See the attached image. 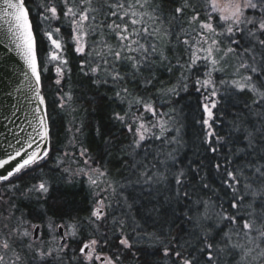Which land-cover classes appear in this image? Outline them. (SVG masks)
Segmentation results:
<instances>
[{
    "label": "snow or ice",
    "instance_id": "snow-or-ice-1",
    "mask_svg": "<svg viewBox=\"0 0 264 264\" xmlns=\"http://www.w3.org/2000/svg\"><path fill=\"white\" fill-rule=\"evenodd\" d=\"M32 4L33 0H0L4 34L27 68L24 80L37 102L33 120L28 121L32 131L23 140L17 138L20 147L9 145L12 152L5 150L7 159H0V169L16 161L6 174H0V187L11 193L0 194V264H63L71 247L68 238L80 232L79 220L68 225L49 221L50 231L65 229L60 236L64 243L53 246L41 239L39 225L31 224L29 230L25 213L16 216L20 197L31 203L46 202L51 195L50 181L43 176L30 186L17 181L37 168L43 171L52 159L40 69L47 71L52 65L55 84L61 86L71 72L69 48L79 57L80 72L97 88L105 86L106 92H112L109 102L122 106L113 110L110 119L119 124L120 135L127 140L121 152L130 159L122 163L136 176L126 184L112 180L106 166L93 167L94 158L84 147L82 164L74 155L70 157L75 169L67 163L68 152L55 158V170L69 178L86 177L93 196L86 218L93 235L82 242L73 260L79 264H125L126 260L132 264H264V0H180L167 21L169 27L163 26L156 0H39L35 15L46 22L43 35L49 42L42 66ZM174 21L179 24L176 31ZM65 27L68 32L63 31ZM164 66L170 76L180 74L175 84L160 82L157 87L156 69ZM129 81L137 83L136 91ZM141 87L144 92L154 89L155 94H140ZM190 88L203 97V117L198 123L204 128L202 143L212 154L208 166L219 181L215 185L207 174L201 175V166L185 168L178 160L184 125L182 109L175 106L179 100L174 98ZM234 102H242L243 108L233 113L229 134L222 136L213 130L215 119L218 114L227 117L228 106L236 107ZM76 104L74 93L61 89V111L76 112ZM163 104L168 111L159 110ZM232 132L238 134L235 139ZM97 134L102 135L100 128ZM77 142L73 134L71 146L75 148ZM229 144L239 146L222 152ZM134 184L165 185L169 201L185 203L183 218L174 228L165 220L159 230L152 221L149 231L147 221L133 218L129 225L127 219L113 215L117 195L122 207L131 209V197L120 190ZM115 202L121 204V200ZM101 227L104 235H96ZM109 230L118 246L115 252L101 255L100 250L109 245Z\"/></svg>",
    "mask_w": 264,
    "mask_h": 264
},
{
    "label": "trees",
    "instance_id": "trees-1",
    "mask_svg": "<svg viewBox=\"0 0 264 264\" xmlns=\"http://www.w3.org/2000/svg\"><path fill=\"white\" fill-rule=\"evenodd\" d=\"M36 3H39V0H33V4L30 5L32 10L31 20L35 29V35L39 41L38 63L42 66L45 63V57L48 53L49 42L43 35L46 22H42L39 15H35ZM156 3L159 5V14L165 22L163 26L169 27L167 21L172 19L171 14L174 8L180 3V0H156ZM173 25L172 30L176 31L179 28V24L174 21ZM63 31L68 32L69 29L65 27ZM67 55L71 72L61 81V86L55 84L56 74L52 65H48L47 71H44L42 67L40 69L42 80L41 92L45 97L47 114L50 117V155L52 159L43 167V171L37 168L35 172L17 181L21 185L30 186L32 183H38L39 178L43 176L50 181L52 187L51 195L50 198H47L46 202L42 199L40 201L32 200L31 203L27 200H22V197H20L16 201L20 211L16 212V214L23 212L29 222L41 225H44L45 222L49 223V221L53 224H71L79 220L81 222L80 232L75 237V240L70 242L72 251H67V256L63 261V264H79V262L75 263L73 256L79 255L78 248L82 242H87L93 235V229L88 225L86 219L91 213L93 196L88 187L87 179L80 178L69 181L66 174L62 175L56 171L53 167L55 158L57 156L62 157L64 150H67L71 154L70 157L74 155L82 164L80 150L81 147H84L88 149L89 155L94 158L95 163L93 167L106 166L111 174L110 178L112 180L126 184L128 179L135 180L136 176L122 163V161L130 159L129 156L121 152V148L126 146L127 140L124 136L120 135L121 129L119 124L110 119L113 110L119 111L122 106L119 103L109 102L108 97L112 95V92H106L105 86L97 88L96 85L91 83L89 77H85L80 72L79 57H76V54L71 51V48H69ZM175 62L176 57L173 56L172 63L174 64ZM179 74V72H176L175 75L170 76L166 66L157 68V87L160 86V82H164L166 85L175 84L176 77ZM129 87L133 91H136L137 83L135 81H129ZM61 89L65 92L71 90L74 93L77 98L76 108L78 111L71 114L61 111L59 107ZM140 94L152 96L155 94V90L144 92L141 87ZM174 99L179 100V103L175 106L178 109H182V123L184 125L182 131L183 141L178 152V160L182 162L181 166L185 168L189 165L192 168L201 166V175L207 174L209 179H213L212 169L208 166L212 154L206 151L207 145L202 143L204 128L201 123H198L203 117V110L200 106L203 97L190 88L188 93L180 92L179 97H175ZM244 99H247V97H244ZM156 102L159 104V99ZM234 103L236 107H232L231 104L228 106L227 117H221L218 114L215 119V127L213 130L222 136H228L229 134L231 128L230 121L233 113L243 108L242 102ZM168 107L167 104H163L160 105L159 110L168 111ZM222 119L223 122H221ZM241 119H244L242 115ZM77 127H81V132H76ZM97 128L102 130V135L97 134ZM73 134L78 139L75 148L70 144ZM231 135L235 139L238 134L232 132ZM238 146V144L225 145L221 151L228 152L229 148L235 149ZM219 158L222 159V157ZM192 179H196L194 175ZM213 183L215 185L219 181L213 179ZM120 191L131 197L129 203L132 204V207L130 210L122 207V198L117 195L115 200H121V204H117L113 200L111 211L116 217L127 219L129 225L133 223V218L141 223L147 221L148 230L151 231L153 230L151 222L156 221L155 228L159 230L165 220L174 228L175 224L183 218L180 214L185 210V203L178 204L174 200L169 201V190L163 184L151 186L134 184ZM0 194L5 196L11 195L3 187H0ZM154 209H158L159 213L154 211ZM122 213H127V216H123ZM107 227L111 229L110 221ZM166 227L167 225H165V229ZM183 227L187 226L185 225ZM181 230L183 231V228ZM128 231L135 236V233L131 232V227H129ZM96 235H104V228L101 227L100 232L96 233ZM107 235L109 237V245L100 250L101 255L107 254L109 250L115 252L116 246H118V240L113 236L111 230L107 232ZM150 259L155 260L156 257H151ZM50 264H56V262L52 261ZM125 264H132V261L126 260Z\"/></svg>",
    "mask_w": 264,
    "mask_h": 264
},
{
    "label": "water",
    "instance_id": "water-1",
    "mask_svg": "<svg viewBox=\"0 0 264 264\" xmlns=\"http://www.w3.org/2000/svg\"><path fill=\"white\" fill-rule=\"evenodd\" d=\"M5 28L6 25L0 22V159H7L5 150L12 152L9 145L20 147L17 138L23 140L32 131L28 121L33 120L32 109L37 106L24 80L27 68L15 45L4 34ZM32 83L34 86L35 82ZM44 108L47 112L46 102ZM15 164L16 161H12L5 169H0V174H6ZM56 233L60 238L64 234L63 228L57 227ZM60 243L64 241L60 240Z\"/></svg>",
    "mask_w": 264,
    "mask_h": 264
},
{
    "label": "rangeland",
    "instance_id": "rangeland-1",
    "mask_svg": "<svg viewBox=\"0 0 264 264\" xmlns=\"http://www.w3.org/2000/svg\"><path fill=\"white\" fill-rule=\"evenodd\" d=\"M65 152H67V150L65 151L64 150V152H63V155H62V157L64 156V153ZM70 156H71V154L69 153V158H66V160H67V163H69V164H71V159H70ZM71 166H72V168L73 169H75L77 166H76V164H71ZM69 178V177H68ZM80 178H85V179H87L86 177H83V176H75V177H72V178H69L68 180L69 181H73V180H77V179H80ZM22 200H23V198H22ZM16 216L18 217V216H20V214H16ZM31 224H36V223H32V222H30V224H29V230H31V228H30V225ZM36 225H39L40 226V232H39V234H40V236H41V239L46 243V244H52L53 246H55V245H57V244H59V241H60V238L58 237V235H57V233H56V229H57V227L56 228H54L52 231H50V229H49V223L48 222H45V224L44 225H41V224H36ZM54 225H68V224H54ZM63 228V227H62ZM63 230H64V232H65V229L63 228ZM54 237H55V239H54ZM75 240V238H71V237H69L68 238V243H70V242H72V241H74ZM39 241H37V244L39 245ZM66 251H72V249L71 248H69V249H66ZM79 256V255H78ZM78 261H75V263H77Z\"/></svg>",
    "mask_w": 264,
    "mask_h": 264
}]
</instances>
